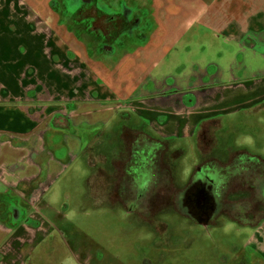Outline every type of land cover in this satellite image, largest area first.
<instances>
[{"label": "flooded vegetation", "instance_id": "flooded-vegetation-1", "mask_svg": "<svg viewBox=\"0 0 264 264\" xmlns=\"http://www.w3.org/2000/svg\"><path fill=\"white\" fill-rule=\"evenodd\" d=\"M192 1L47 0L52 20L81 49L69 50L67 57L61 54L62 65L70 59L82 62L94 76L95 89L90 96L97 103L109 102L100 97L107 89L116 98L111 102L116 108L105 119L91 122L83 115L74 116L80 107L73 101L39 99L38 108L43 102L51 108L41 141L30 149L18 138L10 140L9 134L0 136V153L4 147L26 151L13 164L24 165L25 170L9 172L7 165H0L9 174L26 176L30 156L40 161L51 155L56 160L80 162L87 173L82 207L132 218L124 221L122 228L137 232L158 256H165L173 243L193 238L195 229L213 231L231 226L257 233L264 227V93L249 107L222 109L224 101L214 95L217 91L234 84H252L257 77L245 74L226 79L222 70L228 66L216 61L206 69H194V54L191 58L189 51L176 50L193 21ZM87 12L95 15L87 20L97 34L85 29ZM67 14L78 16V26H82L78 33L58 24ZM82 52L92 69L82 59ZM69 53L78 56L70 57ZM95 53L108 62L99 64L94 60ZM172 55L175 63L169 65L171 71L165 78L156 80L146 74L156 71L162 56L165 59ZM184 60L188 66L191 62V70L183 76L182 87L176 85L174 75L177 79L181 74L175 70L182 68ZM240 64L236 61V68ZM229 67L235 70L233 64ZM95 73L106 78L111 88ZM137 73L146 74L141 82L135 77ZM122 83H127L125 99L118 93ZM81 93L74 90L72 94ZM137 97L154 103L148 104L151 115L133 109V102L126 103ZM204 107L208 110L196 114ZM40 178L34 177L37 186L29 189L26 199L19 195L32 211L27 216L20 207L28 219L20 224L47 234L40 235L35 245H29L32 241L23 244L31 249L22 264H64L59 259L54 262L44 251L52 239V228L45 215L37 219L40 209L35 205L39 200L31 205L35 192L41 190ZM24 184L4 185L2 181L1 193H15ZM11 203L4 198L10 225ZM10 225L4 228L0 222V231L12 233L14 226ZM38 234L35 232L34 238ZM8 252L0 248V259Z\"/></svg>", "mask_w": 264, "mask_h": 264}, {"label": "rangeland", "instance_id": "rangeland-1", "mask_svg": "<svg viewBox=\"0 0 264 264\" xmlns=\"http://www.w3.org/2000/svg\"><path fill=\"white\" fill-rule=\"evenodd\" d=\"M217 1L220 2L221 0ZM256 1L254 4L257 8H264V0ZM242 2L243 0H224L225 8L223 11L231 12L227 7H230L231 4L235 8L240 7ZM211 3V0H193L192 4L195 5L191 8L194 11L193 20L196 16L210 14ZM85 6L89 8L90 5L86 4ZM247 6L249 7V4ZM86 14L85 29L97 34V31H92V25L87 20L89 16L95 15L89 12ZM77 18L78 16L67 14L64 22L58 24L64 25L70 32L78 33L82 26H78ZM216 18L228 17L217 16ZM250 23H256V20L251 18ZM64 32L65 30L57 27L55 20H52L47 0H0V84H2L0 95L7 98L9 102L14 101L15 104L12 106L16 107L22 114H27L28 109H30L29 101L36 95L38 100L73 101L80 107L79 111L74 114L76 117L83 115L90 119H105L116 108L113 105L116 98L107 89H103L104 94L100 97L106 98V101L109 102L97 103V100H94L89 94L92 89H95L92 86L94 76L85 68V65L70 58V63L67 62L66 66L62 65L60 54L67 57L69 50L71 52L81 50L75 45V40L67 38ZM35 42H37L36 47H34ZM69 54L70 57L71 55L78 56L77 53ZM82 54L85 64L92 69L93 66L83 52ZM94 56V60L99 64L108 62L97 53ZM115 59L116 57L110 61ZM170 71L168 62L162 56L161 60L156 63V71H148L146 74L150 73L156 80H162ZM176 71L181 74L177 79L174 75L175 83L182 87L185 86L182 83L183 76L190 71L187 61L184 60L182 68ZM222 71L227 78L229 72L234 70L226 68ZM255 72L249 71L247 73ZM247 73L245 74L248 75ZM38 74L42 76L41 79ZM95 74L102 83L111 88L106 78ZM146 74L137 73L135 77L138 82H141ZM72 79H74L75 85ZM254 80L256 82H252V84L245 85L242 83L240 85L242 88L236 90L217 91L214 95L224 101L222 109H228L235 105L249 107L257 102V98L264 93V75H260ZM126 85L127 83H122L118 92L123 99L128 98ZM162 86H158L157 91H160ZM250 86L252 88L247 90V87ZM74 90L82 91V93L73 95ZM207 92L210 93L211 91L208 90ZM139 95H143V92H140ZM131 102H133L131 107L138 112L148 116L152 114V109L148 104L152 105L153 102L137 97L126 103ZM39 107L33 111L36 112L35 114H29L28 117H31L36 123L35 127L26 133L13 131L21 128L22 124L15 127L10 126L11 113H4V132L12 130L9 132L10 140L18 141L16 136L22 138L21 140L26 142L31 149L35 142L43 139L46 125L42 121H45L49 116L51 108L44 102ZM206 110L208 107H204L203 111L196 112V114L204 113ZM23 120L26 123L24 118ZM1 152L0 165H7V168L5 167L7 171L24 170V167H20L19 170L11 167L16 163V152L8 147L2 148ZM25 153V150L21 151V156ZM50 160L58 161L61 164L60 167L58 164H54L47 168L46 163ZM27 164H30L28 170L31 168L27 176L28 180L14 194L1 193L4 187H0V222L4 228H9L8 214L3 205L4 198L16 199L18 206L26 210L27 216L28 213H32L27 202L20 199L19 195L22 194L24 199L27 198L29 189L32 186H37L34 180L37 173H32V171L36 168L41 169L43 171L40 178L41 190L36 192L39 202L36 203L35 207L38 204L40 209V215L37 219L41 218L42 214L45 215L49 226L52 228V239L44 251L50 254V258L54 262L59 259L64 264H264V227H261L257 233L242 229L237 230L231 226L213 231L195 229L193 238L181 239L179 242L173 243L165 256H158L152 252L153 248L149 243L144 244L145 240L137 232L126 231L122 228L124 221H132V218L82 207L85 205L82 196L85 194L87 173L80 162H73L72 159L56 160L50 155L46 157L45 161L30 156ZM63 165L66 167L64 171ZM47 172L52 174L46 175ZM3 180L0 177V182ZM43 195L45 199H42ZM77 206L83 209L77 210ZM22 225L11 228L13 232L10 234L5 229L4 234L9 235L0 245V248H5L9 252L3 259H0V264H22L28 254L27 250L31 249L29 246L24 248L23 244L32 241L29 245H35L41 239L40 235L47 234L45 230H35L39 234L34 238L35 232L29 226L23 227ZM224 255L226 260H223Z\"/></svg>", "mask_w": 264, "mask_h": 264}, {"label": "crops", "instance_id": "crops-1", "mask_svg": "<svg viewBox=\"0 0 264 264\" xmlns=\"http://www.w3.org/2000/svg\"><path fill=\"white\" fill-rule=\"evenodd\" d=\"M210 5V14H204L203 16H196L192 21V24L188 27V30L184 36L179 40L176 45V50L178 52L189 51V57L192 58L194 54V63L193 68L206 69L207 65L211 61H216L219 64H226V67L229 64L235 66V70L231 71L229 77L226 79L240 78L241 75L249 71H256L255 73L248 74V76L258 77L264 75V8H257L254 4L256 0H243L240 7H234L232 4L230 7H227L232 12H225L224 0L218 2L217 0H211ZM249 4V7L247 6ZM222 11V14H221ZM18 16H20L18 14ZM217 16H225L228 18H216ZM256 20V23H250V20ZM235 20V21H234ZM232 22V23H231ZM261 47V48H260ZM193 49V50H192ZM191 50V51H190ZM61 55V54H60ZM62 59V57H61ZM168 64H174V56L166 57ZM192 61V59H191ZM236 61H241L240 67L236 68ZM2 65V64H1ZM189 70H191V62L189 63ZM1 69V67H0ZM158 69V68H157ZM179 69V68H178ZM176 69V70H178ZM175 70V72H177ZM190 72V71H189ZM234 72V73H233ZM43 74V72H42ZM223 76V73H222ZM42 77V76H41ZM41 79V78H40ZM74 82V79H72ZM226 81V80H225ZM2 84H0L1 86ZM75 85V82H74ZM178 86V84H176ZM238 84L237 86H240ZM236 86V87H237ZM71 95V94H69ZM68 95V96H69ZM29 107L27 114L20 113L16 107L12 106L14 101H7V98H4L0 95V136L8 135L10 131L7 130L4 132L5 120L4 113H11V118L15 121L14 126L22 124V127L13 130L28 132L32 127H35L36 121L32 120L31 117H28L29 114H35V111L38 108L39 100L34 98L29 101ZM12 106V107H6ZM53 107V106H52ZM167 109L168 106L164 105ZM55 108V107H53ZM186 112V111H185ZM184 112V113H185ZM165 113V112H162ZM23 118L26 120L24 122ZM48 118V117H47ZM97 118L91 119V122L95 121ZM22 122V123H21ZM42 123H46L42 121ZM11 125V124H9ZM18 139H22L16 136ZM13 152H16L17 160L20 159L21 150L17 148H9ZM2 154V152H1ZM15 160L16 162H18ZM59 164L58 161L50 160L46 163L47 168H50L52 165ZM3 166V165H1ZM30 167V165L28 164ZM12 168L19 170L20 167L24 165H11ZM64 170V166H62ZM25 170V167H24ZM31 168L26 172L28 176ZM58 172V171H57ZM32 173H37V177H41L43 171L39 168H36ZM52 173L47 172V175ZM14 194L13 192H9ZM29 194V193H28ZM23 197V195L21 194ZM24 198V197H23ZM8 237L3 231H0V245Z\"/></svg>", "mask_w": 264, "mask_h": 264}, {"label": "built area", "instance_id": "built-area-1", "mask_svg": "<svg viewBox=\"0 0 264 264\" xmlns=\"http://www.w3.org/2000/svg\"><path fill=\"white\" fill-rule=\"evenodd\" d=\"M0 170L2 171V177H3V184L4 185H7V184H13V185H18L20 182L22 181H27L28 180V177L27 176H23V174H18V175H13V174H9L6 170H3L0 166ZM39 190H37L36 192H39ZM35 192L33 198H32V204L31 205H34V203H36L38 199L37 197V193Z\"/></svg>", "mask_w": 264, "mask_h": 264}, {"label": "water", "instance_id": "water-1", "mask_svg": "<svg viewBox=\"0 0 264 264\" xmlns=\"http://www.w3.org/2000/svg\"><path fill=\"white\" fill-rule=\"evenodd\" d=\"M10 223L12 226L17 227L20 223L28 220L20 207L16 205V200H12L9 207Z\"/></svg>", "mask_w": 264, "mask_h": 264}, {"label": "bare ground", "instance_id": "bare-ground-1", "mask_svg": "<svg viewBox=\"0 0 264 264\" xmlns=\"http://www.w3.org/2000/svg\"><path fill=\"white\" fill-rule=\"evenodd\" d=\"M34 44H35L34 47H36L37 46V42H35ZM38 77L41 78V76L39 74H38ZM239 88H242V87H240V86H237V87L232 86V87H230L228 89H223V90H230L231 91V90H236V89H239ZM13 123H15V121L10 117V119H9V124H11L10 126H14Z\"/></svg>", "mask_w": 264, "mask_h": 264}]
</instances>
